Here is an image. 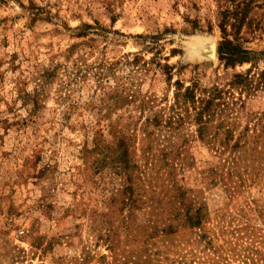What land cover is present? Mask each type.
<instances>
[{
	"label": "rangeland",
	"instance_id": "1",
	"mask_svg": "<svg viewBox=\"0 0 264 264\" xmlns=\"http://www.w3.org/2000/svg\"><path fill=\"white\" fill-rule=\"evenodd\" d=\"M0 264H264V0H0Z\"/></svg>",
	"mask_w": 264,
	"mask_h": 264
},
{
	"label": "trees",
	"instance_id": "2",
	"mask_svg": "<svg viewBox=\"0 0 264 264\" xmlns=\"http://www.w3.org/2000/svg\"><path fill=\"white\" fill-rule=\"evenodd\" d=\"M219 54L221 56V59L227 61L229 64L233 63H243L246 60L245 55L246 53L244 51H240L237 47H229V43L223 42L221 44V47L219 49ZM195 89L196 87L188 88L185 90V92H182L180 89L177 93V105L179 100H181L182 103L191 102V105H193V111L195 112V121L199 124V133L201 136H204V133L208 132V126L209 123L212 121V113H215V110H213V107H217L218 105H214V100H216V96L213 97V94L209 93V96L207 99L203 98L200 101H196L195 96ZM197 103H199V108L197 109ZM188 104V103H187ZM180 110V108H177ZM178 120L181 121L182 118L180 117V113L177 116ZM173 120H175L174 117H171L169 119V123H172ZM176 122V121H174ZM241 144H236L233 147H231L232 150L239 149ZM226 146H228V143H226Z\"/></svg>",
	"mask_w": 264,
	"mask_h": 264
},
{
	"label": "bare ground",
	"instance_id": "3",
	"mask_svg": "<svg viewBox=\"0 0 264 264\" xmlns=\"http://www.w3.org/2000/svg\"><path fill=\"white\" fill-rule=\"evenodd\" d=\"M198 48L200 49L203 54H206L209 56V54L214 53V42L213 41H205L203 39H200V41L197 43ZM207 57V56H206Z\"/></svg>",
	"mask_w": 264,
	"mask_h": 264
}]
</instances>
